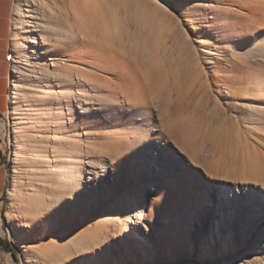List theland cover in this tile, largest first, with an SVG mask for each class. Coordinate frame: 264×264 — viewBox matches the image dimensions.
<instances>
[{
	"label": "rangeland",
	"instance_id": "1",
	"mask_svg": "<svg viewBox=\"0 0 264 264\" xmlns=\"http://www.w3.org/2000/svg\"><path fill=\"white\" fill-rule=\"evenodd\" d=\"M13 13L0 238L17 261L0 246V264H264V196L224 218L232 188L264 185V0H15ZM210 231L229 242L201 251Z\"/></svg>",
	"mask_w": 264,
	"mask_h": 264
},
{
	"label": "crops",
	"instance_id": "2",
	"mask_svg": "<svg viewBox=\"0 0 264 264\" xmlns=\"http://www.w3.org/2000/svg\"><path fill=\"white\" fill-rule=\"evenodd\" d=\"M14 2L15 0H0V115L9 110L8 89L11 69L10 62L5 60V55L12 50L10 39ZM4 156L5 152L0 147V195L5 190L7 191L9 179V171Z\"/></svg>",
	"mask_w": 264,
	"mask_h": 264
},
{
	"label": "bare ground",
	"instance_id": "3",
	"mask_svg": "<svg viewBox=\"0 0 264 264\" xmlns=\"http://www.w3.org/2000/svg\"><path fill=\"white\" fill-rule=\"evenodd\" d=\"M13 10H15V2H14V7H13ZM22 15H24V26L26 27V28H28V35H26V37L28 38V40H29V38L31 37V35H32V27H33V14L31 13V11L27 8V7H25V9H24V14H22ZM16 19V17H15V15H14V13H13V16H12V23H14V20ZM12 36H13V38H15V39H17L18 37H17V34H16V32L14 31V29L12 28ZM31 40V39H30ZM17 47L18 48H20V47H22L19 43H18V45H17ZM21 53H23V51L21 52ZM6 58H7V61L8 62H10V65H11V69H12V72H14V75H13V77H12V79H11V85H12V87L13 88H15L17 85H18V82H17V77H18V75L20 74V72H21V66L19 65V62L16 60V57H15V55H14V52L11 50V51H8L7 52V54H6ZM132 74H133V72H129V70H128V72H125V73H121V77H123L124 79H128V78H132ZM11 87V88H12ZM117 87L118 88H123L124 87V84H120V85H117ZM137 96H139L138 94H137ZM10 97H14V95L13 94H10ZM8 113H10L13 117L16 115V109L14 108V107H12V108H9V110H8ZM4 130H5V122L2 120V118H0V134L1 135H3V133H4ZM177 143H178V141H177ZM141 183L142 184H145V188L143 189V191H142V193H141V197H140V200L138 201V203H139V206H138V210H137V212L139 213L140 212V205L142 204V202L144 201V198H145V189L147 188V186H148V184H149V182H148V179H144V178H142L141 179ZM259 193V192H258ZM222 194V193H221ZM261 194V193H260ZM264 196V195H263ZM236 200H230V202L228 203H226V211H224V214H225V217L224 218H226V215H227V213L230 211L231 212V214H230V217L233 219L234 218V213H233V211H235V208L237 207L236 206V202H235ZM210 203L212 202V200L210 199V201H209ZM225 202V201H224ZM251 206V205H250ZM206 210H207V212H206V216H208L209 215V212H210V207H208V208H206ZM213 210H214V208H213ZM261 211H263V210H261ZM240 214H243V210H242V212H240ZM251 214V213H250ZM124 227V226H123ZM125 228V227H124ZM23 261L25 262V264H29V262H28V260L26 259V258H23ZM47 264H49L48 262H47Z\"/></svg>",
	"mask_w": 264,
	"mask_h": 264
},
{
	"label": "snow or ice",
	"instance_id": "4",
	"mask_svg": "<svg viewBox=\"0 0 264 264\" xmlns=\"http://www.w3.org/2000/svg\"><path fill=\"white\" fill-rule=\"evenodd\" d=\"M161 2H165V0H161ZM168 7H171L169 5ZM252 192H260L261 195H264V185H255V186H237L231 189L230 199L236 200L242 195H246ZM227 194L217 193V196L220 199H224ZM228 239L225 234L218 235L215 231H210L202 235L198 241V246L201 251H211L217 247L223 246L228 243Z\"/></svg>",
	"mask_w": 264,
	"mask_h": 264
},
{
	"label": "trees",
	"instance_id": "5",
	"mask_svg": "<svg viewBox=\"0 0 264 264\" xmlns=\"http://www.w3.org/2000/svg\"><path fill=\"white\" fill-rule=\"evenodd\" d=\"M5 192L3 193L2 196L5 195ZM2 216H3V210H2ZM0 246L1 248L6 251V252H9L11 253L12 257L14 258L15 261H17V255H16V251L14 250V248L12 247L11 243L10 242H5L3 241L1 238H0Z\"/></svg>",
	"mask_w": 264,
	"mask_h": 264
},
{
	"label": "built area",
	"instance_id": "6",
	"mask_svg": "<svg viewBox=\"0 0 264 264\" xmlns=\"http://www.w3.org/2000/svg\"><path fill=\"white\" fill-rule=\"evenodd\" d=\"M5 60L7 61L6 55H5ZM0 118H2L1 115H0Z\"/></svg>",
	"mask_w": 264,
	"mask_h": 264
}]
</instances>
